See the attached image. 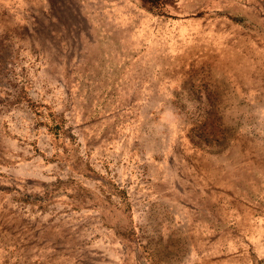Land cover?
<instances>
[{
  "label": "rangeland",
  "instance_id": "obj_1",
  "mask_svg": "<svg viewBox=\"0 0 264 264\" xmlns=\"http://www.w3.org/2000/svg\"><path fill=\"white\" fill-rule=\"evenodd\" d=\"M263 51L264 0H0V264H264Z\"/></svg>",
  "mask_w": 264,
  "mask_h": 264
},
{
  "label": "bare ground",
  "instance_id": "obj_2",
  "mask_svg": "<svg viewBox=\"0 0 264 264\" xmlns=\"http://www.w3.org/2000/svg\"><path fill=\"white\" fill-rule=\"evenodd\" d=\"M244 4V3H243ZM253 5V4H252ZM241 6V5H240ZM239 5H238V7H240ZM242 7V6H241ZM240 7V8H241ZM233 8V7H232ZM240 13V12H239ZM252 14V13H251ZM251 17V16H250ZM154 22V21H153ZM200 38V37H199ZM203 38V37H202ZM194 39V38H193ZM198 43V42H197ZM183 46V45H182ZM199 48V47H198ZM209 48V47H208ZM184 50V49H183ZM188 50V49H187ZM195 50H197V49H195ZM182 51V50H181ZM208 51V50H207ZM186 52V51H185ZM193 52V51H192ZM210 52V51H209ZM214 52V51H213ZM264 52V51H263ZM188 53V52H187ZM189 54V53H188ZM213 54V53H212ZM165 55V54H164ZM204 55V54H203ZM163 57V56H162ZM176 57V56H175ZM185 57V56H184ZM206 57H207V55H206ZM228 57H229V55H228ZM171 58V57H170ZM204 58V57H203ZM161 59V58H160ZM191 59V58H190ZM162 60V59H161ZM177 64V63H176ZM175 64V65H176ZM124 65V64H123ZM174 65V66H175ZM130 66V65H129ZM187 66V65H186ZM183 67H185V66H183ZM213 67V66H212ZM122 69H123V67H121ZM164 68V67H163ZM186 68V67H185ZM211 68V67H210ZM136 69V68H135ZM139 69V68H138ZM175 69V68H174ZM195 69V68H194ZM117 70V69H116ZM164 70V69H163ZM184 70V69H183ZM128 71V70H127ZM162 71V70H161ZM168 71V70H167ZM195 71V70H194ZM201 71V70H200ZM169 72V71H168ZM176 72V71H175ZM126 73H128V72H126ZM126 73H125V75H126ZM220 73H223V72H220ZM260 73V72H259ZM118 74V73H117ZM136 74V73H135ZM139 74H141V73H139ZM141 76V75H140ZM175 76V75H174ZM247 76V75H246ZM125 77V76H124ZM142 77V76H141ZM172 77V76H171ZM183 77V76H182ZM199 77V76H198ZM220 77V76H219ZM223 77V76H222ZM145 78V77H144ZM186 78V77H185ZM128 79V78H127ZM174 79V78H173ZM124 80V79H123ZM131 80V79H130ZM183 80V79H182ZM111 81V80H110ZM121 81V80H120ZM217 81V80H216ZM216 81H215V83H216ZM92 82V81H91ZM113 83H114V81H113ZM118 83H119V81H118ZM127 83H128V81H127ZM135 83V82H134ZM185 83V82H184ZM214 83V82H213ZM214 83V84H215ZM92 84V83H91ZM213 84V85H214ZM112 86V85H111ZM114 86V85H113ZM129 86V85H128ZM131 86V85H130ZM137 86V85H136ZM223 86V85H222ZM135 87V86H134ZM226 88V87H225ZM116 89V88H115ZM146 91V90H145ZM131 93V92H130ZM133 93V92H132ZM145 93V92H144ZM228 93V92H227ZM106 94V93H105ZM110 94V93H109ZM132 95V94H131ZM153 96V95H152ZM134 98V97H133ZM238 98V97H237ZM240 99V98H239ZM161 100V99H160ZM163 100V99H162ZM162 102V101H161ZM240 103V102H239ZM238 103V104H239ZM103 104V103H102ZM158 104V103H157ZM234 104V103H233ZM251 104V103H250ZM100 105V104H99ZM237 105V104H236ZM254 105V104H253ZM102 106V105H101ZM248 106V105H247ZM137 108V107H136ZM212 108V107H211ZM170 110V109H169ZM160 111V110H159ZM166 111V110H165ZM210 111V110H209ZM153 112V111H152ZM172 112V111H171ZM208 112V111H207ZM240 112V111H239ZM136 113H137V111H136ZM139 113V112H138ZM148 113V112H147ZM159 113V112H158ZM205 113V112H204ZM212 113V112H211ZM214 113V112H213ZM216 113V112H215ZM237 113V112H236ZM145 114V113H144ZM173 114V113H172ZM210 114V113H209ZM258 113H256V115H257ZM237 115V114H236ZM239 115V114H238ZM173 116V115H172ZM138 117V116H137ZM226 117V116H225ZM120 118V117H119ZM237 118V117H236ZM154 119V118H153ZM216 119V118H215ZM225 119H227V118H225ZM230 120V119H229ZM254 120V119H253ZM256 120V119H255ZM210 121H212V120H210ZM228 121V120H227ZM241 121V120H240ZM257 121V120H256ZM152 123V122H151ZM236 123V122H235ZM245 123V122H244ZM247 123V122H246ZM234 125V124H233ZM256 125V124H255ZM155 126V125H154ZM152 127V126H151ZM153 128V127H152ZM228 128H230V127H228ZM238 129V128H237ZM114 134V133H113ZM251 134V133H250ZM254 136V135H253ZM251 137V136H250ZM256 137V136H255ZM252 138H254V137H252ZM252 141V140H251ZM245 143V142H244ZM251 145V144H250ZM253 145V144H252ZM237 146V145H236ZM249 147V146H248ZM240 148V147H239ZM245 148V147H244ZM252 148V147H251ZM225 149V148H224ZM249 149V148H248ZM254 149H256V148H254ZM262 149V148H261ZM182 150V149H181ZM252 150V149H251ZM257 150H259V149H256V151ZM248 151V150H247ZM250 151V150H249ZM253 151V150H252ZM260 151V150H259ZM240 152V151H239ZM238 152V153H239ZM241 153V152H240ZM258 154V153H257ZM261 154V153H260ZM253 155V154H252ZM225 156V155H224ZM260 156V155H259ZM186 158V157H185ZM233 159V158H232ZM236 159V158H235ZM190 160V159H189ZM216 161V160H215ZM256 161V160H255ZM172 162V161H171ZM253 163V162H252ZM171 164V163H170ZM219 165V164H218ZM227 165V164H226ZM173 166V165H172ZM171 167V166H170ZM195 168V167H194ZM197 171V170H196ZM163 172V171H162ZM159 184H157L156 186H158ZM162 185V184H161Z\"/></svg>",
  "mask_w": 264,
  "mask_h": 264
}]
</instances>
